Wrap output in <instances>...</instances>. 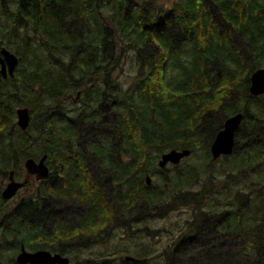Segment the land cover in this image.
<instances>
[{"label": "trees", "instance_id": "trees-1", "mask_svg": "<svg viewBox=\"0 0 264 264\" xmlns=\"http://www.w3.org/2000/svg\"><path fill=\"white\" fill-rule=\"evenodd\" d=\"M165 4L0 0V50L20 59L14 75L0 70V176L44 152L65 166L61 190L52 175L43 181L42 204L31 195L10 212L0 200V264H20L22 242L73 264H143L109 251L81 258L117 231L154 238L150 221L182 208L192 214L164 228L158 263L264 264V94L250 92L264 67V0ZM128 62L134 74L122 81ZM18 105L33 112L27 131ZM237 113L234 152L217 168L210 145ZM173 148L192 153L161 169Z\"/></svg>", "mask_w": 264, "mask_h": 264}, {"label": "water", "instance_id": "water-1", "mask_svg": "<svg viewBox=\"0 0 264 264\" xmlns=\"http://www.w3.org/2000/svg\"><path fill=\"white\" fill-rule=\"evenodd\" d=\"M19 64V57L16 53L12 52L7 48H2L0 52V65L1 73L4 77L8 76V73L14 75V72ZM250 92L255 95L264 94V67L256 70L251 75V85ZM17 113V124L19 127L26 131L31 122V112L28 106H20L16 110ZM243 120V114L237 113L228 117L224 126L217 133L214 141L211 144V153L213 159H218L221 155L231 154L234 151L236 133L240 128V125ZM191 150L189 148L183 149H171L162 154L159 165L165 167L169 162L178 164L182 161L183 158L189 156ZM47 155H44L41 162L38 164L32 157L26 161V166L30 172H37L40 176H47L48 168L44 164L45 158ZM147 182L151 183V176L148 174L146 177ZM22 185L21 182H18L14 179V171L10 173V181L2 195L4 198L12 197ZM130 257L127 256V259ZM17 262L21 264H72L70 259L67 256H64L60 253H53L47 249H39L36 251H29L22 246L20 253L17 256Z\"/></svg>", "mask_w": 264, "mask_h": 264}, {"label": "rangeland", "instance_id": "rangeland-1", "mask_svg": "<svg viewBox=\"0 0 264 264\" xmlns=\"http://www.w3.org/2000/svg\"><path fill=\"white\" fill-rule=\"evenodd\" d=\"M164 1L166 2V4H165L166 7H172L173 6L172 2L174 0H158L159 3H162ZM123 68H124V73L121 75V80L122 81L123 80L129 81L130 78L134 74V71L131 70L130 62H128V64H126ZM120 71L121 70L119 69L116 72L118 73ZM123 75H124L125 78H123ZM18 106H22V105H18ZM30 111H31V109H30ZM32 113L33 112L31 111V114ZM14 120L17 123L16 110H15ZM17 126L19 127L18 124H17ZM37 144H38V142L34 143L33 149L36 147ZM222 162H223V159L222 160H217L216 161V165H217L216 167L218 168L221 165ZM158 165H159V163H158ZM159 167H160V165H159ZM1 179H2V177L0 176V190L2 189ZM191 214H192V209L191 208H182V209H180L177 212H174V213L170 212L166 216L161 217L159 215L156 218H153L155 220L150 221V232L153 229H160L158 235H156L154 238L153 237L140 238V237H138V235H136L135 237L129 239V238L123 237V235L119 234L118 233L119 231H117L116 235L113 236V239L111 240L109 245H107L105 243H103V244H95L90 249H87L89 251H87V252L82 254L83 258H81V262L84 261V260H88V259H84L85 256L94 254V253L99 252V251H101V252L102 251L103 252L109 251V252H115L122 259H125L124 257L126 255H132V256H136V257L147 258L143 264H160L158 262L162 261V256L161 255L163 254V250H164L163 248L166 246V244L171 239H170V237H168V238L167 237H162L163 240H166L163 243V242H161L159 240V236L161 234H163V233L166 234L165 231H164V228L165 227H169L170 226V222H180L181 223L188 216H190ZM175 228H177V226ZM157 241H160V242L156 243ZM153 244L157 245V248H156V250L153 253L150 254V248L153 246ZM234 261L238 263L240 261V259L235 257ZM128 262H131V261L129 260ZM240 264H248L247 259L244 262L241 260Z\"/></svg>", "mask_w": 264, "mask_h": 264}, {"label": "flooded vegetation", "instance_id": "flooded-vegetation-1", "mask_svg": "<svg viewBox=\"0 0 264 264\" xmlns=\"http://www.w3.org/2000/svg\"><path fill=\"white\" fill-rule=\"evenodd\" d=\"M1 66V65H0ZM18 68V67H17ZM8 75H11L10 73H8ZM13 75V74H12ZM81 90H77V93L74 95H71V99L73 100H81L82 96H81ZM20 107V106H18ZM17 107V108H18ZM16 108V110H17ZM79 128L81 131H83L84 129V123H80L79 124ZM90 140H88L89 142ZM85 143H87V139L85 141ZM31 151L35 152V148H30ZM44 155H47V157L45 158L44 164L46 165V167L48 168V174L47 176H40L39 173L37 172H30L26 166V161L29 158H33L38 164L41 162L42 158L44 157ZM95 156V155H94ZM95 159H98V156H95ZM64 164L58 163L57 161H51L50 157L48 155V153L44 152L41 155H37V156H28L26 157L19 166V172H16V169L11 168L9 170L8 176L6 178L1 179V185H2V189L0 190V200H2L4 202V204L10 208V212L11 211H17V209L19 208V206L21 205V207H26L27 204L23 201L27 198V200L29 202H31V198H29V196L31 195H35V203L36 204H42V188L43 187V181H46L50 178V176H53V183L56 184V186L53 187L54 190H61L60 189V184H61V179H60V175L62 173V170L64 168ZM11 171H14V179L18 182H21L22 185L19 187L18 191L10 198H4L2 195V192L4 191V189L6 188V186L8 185L9 181H10V173ZM57 180H61L58 185H57ZM23 201V202H22ZM68 201V200H67ZM77 213V212H76ZM78 215L75 214V216ZM73 216V215H72ZM71 216V217H72ZM67 217V219H63L67 222H71L72 219L69 216H64ZM6 219L2 220L1 223H5ZM231 244L233 241H231ZM25 246V248L27 249L28 247L24 244V242L20 243V248L19 251L16 253V258L18 256V254L20 253L22 246Z\"/></svg>", "mask_w": 264, "mask_h": 264}, {"label": "bare ground", "instance_id": "bare-ground-1", "mask_svg": "<svg viewBox=\"0 0 264 264\" xmlns=\"http://www.w3.org/2000/svg\"><path fill=\"white\" fill-rule=\"evenodd\" d=\"M36 160V159H35Z\"/></svg>", "mask_w": 264, "mask_h": 264}]
</instances>
